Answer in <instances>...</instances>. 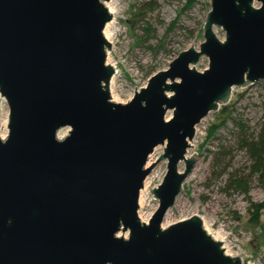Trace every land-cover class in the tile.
Here are the masks:
<instances>
[{"label": "water", "instance_id": "water-1", "mask_svg": "<svg viewBox=\"0 0 264 264\" xmlns=\"http://www.w3.org/2000/svg\"><path fill=\"white\" fill-rule=\"evenodd\" d=\"M105 1L0 0V95L9 107L0 264H248L227 255L197 214L162 222L193 169L196 153L186 154L196 125L234 86L264 81V0H210L199 49L179 52L124 103L109 91ZM202 55L209 62L199 71ZM162 144L155 162L166 160L167 171L150 189L159 204L144 222L148 156Z\"/></svg>", "mask_w": 264, "mask_h": 264}, {"label": "rangeland", "instance_id": "rangeland-1", "mask_svg": "<svg viewBox=\"0 0 264 264\" xmlns=\"http://www.w3.org/2000/svg\"><path fill=\"white\" fill-rule=\"evenodd\" d=\"M113 3L115 35L110 49L106 48V59L107 52L111 51L118 73L116 90L110 91V96L112 100L124 103L135 91L146 86L152 75L168 69L179 52L191 44L199 49L211 2L113 0ZM214 31L219 39L225 38L222 27L215 25ZM208 62V57L202 55L194 67L202 71L208 67ZM225 105L209 112L195 127L186 154L196 153L193 173L183 182L177 203L175 201L170 207L169 224L197 214L210 222L212 231L225 237V243L232 246L231 252L243 263L264 264V177L251 174L250 154L240 146L241 125L246 127V134L255 135L264 124V81L245 87L234 86ZM224 106L226 109L222 112ZM170 115L171 111H168L166 117ZM8 117L7 101L0 95V122L7 121L4 138L8 135ZM223 117H226L225 122L212 133ZM163 151V144L154 148L148 156L150 165ZM184 167L183 162L179 169ZM166 171V160L153 164L145 178V202L139 205L138 216L149 219L158 207L159 201L150 189L163 180ZM235 177L247 180V195L232 185L231 179ZM249 200L263 203L256 215L252 208L249 209ZM257 217L259 224L254 223ZM123 235L127 236L128 231Z\"/></svg>", "mask_w": 264, "mask_h": 264}, {"label": "bare ground", "instance_id": "bare-ground-1", "mask_svg": "<svg viewBox=\"0 0 264 264\" xmlns=\"http://www.w3.org/2000/svg\"><path fill=\"white\" fill-rule=\"evenodd\" d=\"M104 4H105L106 8L108 9V11L111 13L112 18H111V20H109L105 24L104 29H103V34H104V37L110 43H112V40L114 39V35H115V33H114V25H113V22H114L113 14L116 12V10H115V6H114V3H113V0H107V1L104 2ZM106 62L108 64H110L112 66L113 70H114V73L111 76L110 81H109V91L114 92L116 90V76H117V73H118V65H117V62L114 61V58L112 56L111 51L107 52ZM6 123H7L6 120L4 122H0V137L1 138H4L6 136V132H7ZM150 162H151V158L148 159L147 165H150ZM182 163H183V161H181L179 163V167L180 168L182 166ZM192 173H193V170L186 177L185 181L190 179V177L192 176ZM146 188H147V181L145 180L144 181V187L141 189L140 196H139V205L140 206H142L144 204V202H145L144 192L146 191ZM178 198H179V196H177L176 199H175L176 203L178 201ZM171 211H172V208H169L166 211V213L164 215V218H163L162 227H166L167 225H169V217H170ZM139 217L144 222L148 221V218H143L142 216H139ZM201 219H202L203 228L206 230V232L213 239L222 242V248H224L223 250H224V252L227 255L234 256L235 254L233 252H231L232 246H230L228 243H225V241H226L225 237L223 235H221L218 231L217 232L212 231L211 230V224H210V222L208 220H206L204 217H201ZM122 234H124V232Z\"/></svg>", "mask_w": 264, "mask_h": 264}, {"label": "trees", "instance_id": "trees-1", "mask_svg": "<svg viewBox=\"0 0 264 264\" xmlns=\"http://www.w3.org/2000/svg\"><path fill=\"white\" fill-rule=\"evenodd\" d=\"M226 106V105H225ZM222 108V112H225L226 107ZM225 114V113H223ZM226 120V117L221 118V120L215 125L212 133L215 132ZM245 126L241 125L242 137H241V148H245L251 158V174H258L260 177H264V124L261 125L259 131L254 135H248L245 132ZM231 183L235 188L241 190L242 193H249V186L247 180L242 178H232ZM263 203H254L249 200V209L252 208V212L256 213L260 210V206ZM255 224H259L258 217L255 219Z\"/></svg>", "mask_w": 264, "mask_h": 264}]
</instances>
